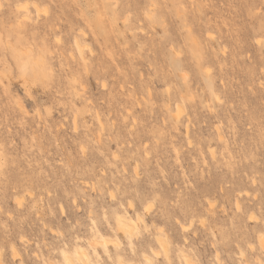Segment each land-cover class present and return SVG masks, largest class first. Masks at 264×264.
Here are the masks:
<instances>
[{"label":"rangeland","instance_id":"rangeland-1","mask_svg":"<svg viewBox=\"0 0 264 264\" xmlns=\"http://www.w3.org/2000/svg\"><path fill=\"white\" fill-rule=\"evenodd\" d=\"M262 238L264 0H0L1 264H264Z\"/></svg>","mask_w":264,"mask_h":264},{"label":"bare ground","instance_id":"bare-ground-1","mask_svg":"<svg viewBox=\"0 0 264 264\" xmlns=\"http://www.w3.org/2000/svg\"><path fill=\"white\" fill-rule=\"evenodd\" d=\"M24 6V5H23ZM27 7V6H26ZM35 7H36V5H35ZM23 9V8H22ZM37 10H38V7H37ZM40 10V9H39ZM27 17V16H26ZM77 41V40H76ZM77 43V42H76ZM77 46H78V43H77ZM76 46V47H77ZM79 46H80V43H79ZM79 46H78V48H79ZM81 50V46H80V48H79V55L81 54L80 51ZM83 52H84V50H83ZM81 56V55H80ZM83 58L84 57H81V59L83 60ZM85 60V59H84ZM179 112H180V110H179ZM114 195V194H113ZM246 195H248V194H246ZM130 206H132V205H130ZM148 209V208H147ZM142 216H138L137 217V220L138 221H142ZM140 221V222H141ZM143 222V221H142ZM141 222V223H142ZM184 229H186V228H184ZM117 230H118V232H120V233H122V235H123V237L124 236H126V235H131L132 234V232L134 231V227L133 226H131L130 224H128V222L126 221V220H124V219H119V222H118V224H117ZM159 232H161V231H159ZM119 234V233H118ZM122 238V237H121ZM164 238H162V237H159V239H158V241H159V244L161 245V247H162V249H163V251H164V253H167L168 252V247H167V243H165V240H163ZM264 239L262 238V241H263ZM264 242V241H263ZM92 243V245H93V247H97V246H109V244L110 243H112L113 244V246H114V248H118V246H119V243H120V240H119V236L117 235V237H115L113 240H111V239H107V238H105V239H103V240H101V241H93V242H91ZM158 244V245H159ZM260 244H263L262 242L260 243ZM112 246V247H113ZM160 248V247H159ZM153 250H155V249H153ZM155 251H157V250H155ZM152 252V251H151ZM152 253H154V251L152 252ZM159 253V252H158ZM152 255V254H151ZM157 255H160V253L159 254H157ZM157 255H156V258H157ZM166 255V254H165ZM154 256H155V254H154ZM167 256V255H166ZM150 257V256H149ZM168 257V256H167ZM151 258H153V257H151ZM65 261H66V263L67 264H78V261L80 262L81 261V264H93L92 262H91V260H90V256L85 252V251H83V250H80V251H78V252H76L75 253V257H73V256H70V255H66L65 256ZM144 259H145V262H144V264H153V261L150 259V258H148V257H144ZM144 259H143V261H144ZM122 260V258L119 260V262H118V264H124V260L123 261H121ZM191 260H189L188 258L185 260V264H191V262H190ZM126 262V261H125ZM0 264H1V260H0ZM127 264H135V263H127Z\"/></svg>","mask_w":264,"mask_h":264}]
</instances>
